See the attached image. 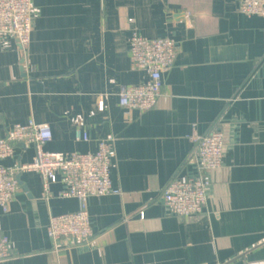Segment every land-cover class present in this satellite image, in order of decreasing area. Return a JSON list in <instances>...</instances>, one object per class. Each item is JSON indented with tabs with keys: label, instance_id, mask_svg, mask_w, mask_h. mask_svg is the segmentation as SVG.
I'll use <instances>...</instances> for the list:
<instances>
[{
	"label": "crops",
	"instance_id": "crops-1",
	"mask_svg": "<svg viewBox=\"0 0 264 264\" xmlns=\"http://www.w3.org/2000/svg\"><path fill=\"white\" fill-rule=\"evenodd\" d=\"M30 44L0 34V137L34 119L51 126L52 152H96L115 137L111 179L120 194L92 196L90 245L54 250L51 215L75 212L76 198H46L31 161L33 143L3 161L19 178L0 238L15 256L0 264H264V16L239 0H33ZM136 31L178 44L156 106L143 113L119 104L123 85L147 73L132 68ZM101 104L103 107L101 108ZM224 132L222 164L210 172L199 214L168 213L162 189L196 173L186 162L190 137ZM89 139H76V131Z\"/></svg>",
	"mask_w": 264,
	"mask_h": 264
},
{
	"label": "built area",
	"instance_id": "built-area-1",
	"mask_svg": "<svg viewBox=\"0 0 264 264\" xmlns=\"http://www.w3.org/2000/svg\"><path fill=\"white\" fill-rule=\"evenodd\" d=\"M239 11L247 16H264V0H239ZM35 16L33 0H0V34L16 38L23 50L30 44ZM132 68L147 73V79L137 85H123L119 92L121 107L141 113L156 106L163 89V75L175 63L178 44L169 37L150 38L134 31L129 39ZM103 105L101 104V108ZM48 123L30 119L16 123L0 137V208L8 212L18 190L15 171L3 164L12 157L18 145H35L30 162L20 164V172H36L41 177L46 198L52 196L53 184L61 183L59 197L76 198L80 207L75 212L51 215L48 236L54 250L70 249L77 245H90L94 236L88 210L92 196L120 194L111 179L115 166V137L111 134L101 139L96 152L47 151L44 145L52 140ZM76 139L87 141V131H76ZM190 140L192 149L186 162L195 165L196 173L185 179L174 178L162 189V201L171 215L183 218L203 211L211 186L209 174L218 169L225 152L224 132L215 123L202 134L194 133ZM15 256L7 236L0 238V263Z\"/></svg>",
	"mask_w": 264,
	"mask_h": 264
},
{
	"label": "water",
	"instance_id": "water-1",
	"mask_svg": "<svg viewBox=\"0 0 264 264\" xmlns=\"http://www.w3.org/2000/svg\"><path fill=\"white\" fill-rule=\"evenodd\" d=\"M19 180V178H17Z\"/></svg>",
	"mask_w": 264,
	"mask_h": 264
}]
</instances>
